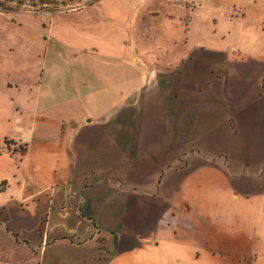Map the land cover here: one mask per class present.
<instances>
[{"label": "crops", "instance_id": "crops-1", "mask_svg": "<svg viewBox=\"0 0 264 264\" xmlns=\"http://www.w3.org/2000/svg\"><path fill=\"white\" fill-rule=\"evenodd\" d=\"M199 8H171L183 35L142 34L156 50L12 95L31 141L0 137V264H246L264 245V0Z\"/></svg>", "mask_w": 264, "mask_h": 264}, {"label": "rangeland", "instance_id": "rangeland-1", "mask_svg": "<svg viewBox=\"0 0 264 264\" xmlns=\"http://www.w3.org/2000/svg\"><path fill=\"white\" fill-rule=\"evenodd\" d=\"M195 1L202 19L207 5L216 0H0V84H10L0 93V137L22 134L30 145L23 123L8 120L17 113L12 95H25L36 84H60L65 77L61 69L75 72L92 57L104 67L125 51L156 50L154 42L144 43L141 35H183L185 20L171 8H189ZM28 108L24 106L25 114ZM5 141L11 154L23 152L24 143ZM9 165L0 159L7 176L12 172ZM246 264H264V245H255Z\"/></svg>", "mask_w": 264, "mask_h": 264}, {"label": "trees", "instance_id": "trees-1", "mask_svg": "<svg viewBox=\"0 0 264 264\" xmlns=\"http://www.w3.org/2000/svg\"><path fill=\"white\" fill-rule=\"evenodd\" d=\"M5 143H7V141H5Z\"/></svg>", "mask_w": 264, "mask_h": 264}]
</instances>
